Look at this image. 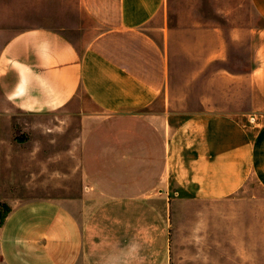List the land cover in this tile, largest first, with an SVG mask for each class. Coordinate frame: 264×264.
Returning a JSON list of instances; mask_svg holds the SVG:
<instances>
[{"label":"crops","instance_id":"crops-1","mask_svg":"<svg viewBox=\"0 0 264 264\" xmlns=\"http://www.w3.org/2000/svg\"><path fill=\"white\" fill-rule=\"evenodd\" d=\"M166 1L0 0V185L41 191L0 199V264L264 257V25L232 51L160 28ZM177 200L216 220L173 222Z\"/></svg>","mask_w":264,"mask_h":264},{"label":"rangeland","instance_id":"rangeland-1","mask_svg":"<svg viewBox=\"0 0 264 264\" xmlns=\"http://www.w3.org/2000/svg\"><path fill=\"white\" fill-rule=\"evenodd\" d=\"M163 21L161 27L184 28L194 24H214L222 27L226 34V43L232 51L237 47L234 34L247 27L264 25L258 15L254 14L249 0H167L161 12ZM162 32V31H160ZM183 38V36H182ZM179 44L184 45V41ZM31 119V118H30ZM23 135L18 137V146L15 151L18 156L24 153ZM21 177V176H20ZM250 187L260 189L252 180ZM171 189H175L173 184ZM41 193L25 188L23 182H18L17 187H12L7 182H1L0 199L3 202L2 216L10 212L13 206L34 199L30 194ZM180 198L179 195H175ZM209 211L207 220H216V204H204L195 200H177L171 220L177 224L196 222L202 220L201 210ZM173 264H264V257H172Z\"/></svg>","mask_w":264,"mask_h":264}]
</instances>
